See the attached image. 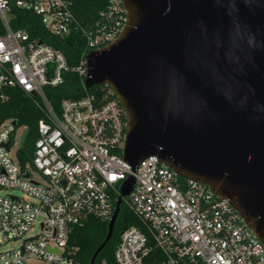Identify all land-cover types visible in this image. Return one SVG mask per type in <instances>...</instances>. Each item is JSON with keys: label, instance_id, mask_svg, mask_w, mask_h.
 Masks as SVG:
<instances>
[{"label": "built area", "instance_id": "1", "mask_svg": "<svg viewBox=\"0 0 264 264\" xmlns=\"http://www.w3.org/2000/svg\"><path fill=\"white\" fill-rule=\"evenodd\" d=\"M12 4L31 9L60 38L80 30L87 50L79 65L71 68L61 50L12 28ZM126 19L122 0H108L88 28L68 0H0V103L19 87L43 112L25 167L18 151L27 127L13 118L0 123V190L24 193H0V264H82L69 244L73 228L90 217L109 222L130 176L135 181L121 206L140 224L122 231L113 260L102 264H264L263 242L228 199L179 176L156 155L136 166L124 159L127 121L111 89L64 98L60 113L48 101L44 87L61 84L71 70L88 89L86 54L113 41Z\"/></svg>", "mask_w": 264, "mask_h": 264}, {"label": "water", "instance_id": "2", "mask_svg": "<svg viewBox=\"0 0 264 264\" xmlns=\"http://www.w3.org/2000/svg\"><path fill=\"white\" fill-rule=\"evenodd\" d=\"M122 2L126 24L86 54L85 77L86 88L107 85L124 109L122 156L136 166L156 155L208 186L264 244V0ZM134 181L121 187L90 264L112 237Z\"/></svg>", "mask_w": 264, "mask_h": 264}, {"label": "trees", "instance_id": "3", "mask_svg": "<svg viewBox=\"0 0 264 264\" xmlns=\"http://www.w3.org/2000/svg\"><path fill=\"white\" fill-rule=\"evenodd\" d=\"M68 1L80 23L87 28L99 18L100 10L104 9L108 3V0ZM12 5L13 17L10 24L12 28L26 29L32 39L42 40L61 50L71 68L79 65L83 53L87 50L85 37L80 30H73L68 37L60 38L50 33L42 24L41 18L31 9H22ZM44 91L55 111L60 113L61 102L64 98L77 99L92 92L103 95L110 93V88L107 85H96L86 90L78 72L71 70L65 74V79L61 84L45 86ZM9 93V99L0 103V123L13 118L16 119L18 125L30 129L24 147L18 151L20 164L25 167L32 160L35 141L38 137V122L43 117V112L36 105L34 98L19 87L10 88ZM139 224L140 222L133 212L126 205H122L112 237L98 254L95 264H102L103 259L112 261L122 231L130 225ZM107 232L108 222L94 217H90L83 226L73 228L69 244L77 248L76 256L82 264H90L94 252L104 241Z\"/></svg>", "mask_w": 264, "mask_h": 264}, {"label": "rangeland", "instance_id": "4", "mask_svg": "<svg viewBox=\"0 0 264 264\" xmlns=\"http://www.w3.org/2000/svg\"><path fill=\"white\" fill-rule=\"evenodd\" d=\"M21 132H22V128H19L18 135H17V139H16V146H18L19 136L21 135ZM34 176L36 178H39V175H38L37 172L34 173ZM0 193L1 194H10V193H13V194H16V195H19V196H24V193L22 191H20L18 189H14V188H2L0 190Z\"/></svg>", "mask_w": 264, "mask_h": 264}]
</instances>
